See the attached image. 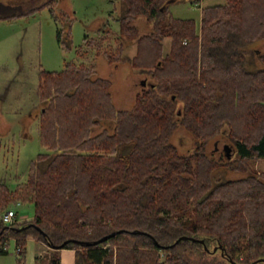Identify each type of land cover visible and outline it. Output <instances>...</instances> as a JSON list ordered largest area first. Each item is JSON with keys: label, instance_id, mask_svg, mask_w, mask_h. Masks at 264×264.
I'll list each match as a JSON object with an SVG mask.
<instances>
[{"label": "trees", "instance_id": "obj_1", "mask_svg": "<svg viewBox=\"0 0 264 264\" xmlns=\"http://www.w3.org/2000/svg\"><path fill=\"white\" fill-rule=\"evenodd\" d=\"M57 1L40 0L29 10L49 8L55 21L68 24L56 30L68 50L71 21L54 13ZM119 1L116 35L84 36L85 46L117 65L125 59L122 39L136 41L129 65L151 83L130 109H117L112 81L96 76L93 64L40 71L45 151L14 189L0 181V254L13 241L16 264H26L32 238L50 248L35 264H61L59 248L74 249L75 264H264V171L251 170V162L264 159V68L249 67L255 52L246 48L264 38V0L203 6L199 29L194 19L175 17L169 0ZM16 3H0V20L23 14L10 10ZM138 16L149 33H139ZM256 55L264 63V53ZM178 126L195 139L189 153L170 141ZM218 135L235 160L206 153ZM221 168L248 175L213 185ZM13 204H32L31 219L4 222Z\"/></svg>", "mask_w": 264, "mask_h": 264}, {"label": "rangeland", "instance_id": "obj_2", "mask_svg": "<svg viewBox=\"0 0 264 264\" xmlns=\"http://www.w3.org/2000/svg\"><path fill=\"white\" fill-rule=\"evenodd\" d=\"M10 0H0V3ZM16 8L10 10L17 14L23 13L10 21H0V181L14 189L27 178L28 169L37 154L45 148L39 141V113L42 104L39 99L38 85L41 70L60 71L66 62L75 64H93L96 76L112 81L111 94L117 109H130L134 104V96L143 85L151 83L145 79V74L130 67L128 58L136 53V41L122 39L125 45V59L117 65L109 64L103 55H97L93 48H87L84 36L97 35L110 31L113 36L119 29L118 18L124 11V5L119 0H58L53 7L55 14L65 12L70 19V37L72 47L64 49L56 40V30L68 26L65 22L55 21L49 8L36 11L29 10L40 0H16ZM172 14L178 18H192L197 29L200 26V8L203 6L222 4L224 0H201L191 4L190 0H169ZM14 4V5H16ZM34 7V6H32ZM11 11V12H12ZM134 24L140 34L149 33L151 25L143 16H138ZM82 46V52H76ZM164 52L170 47V39L163 41ZM255 55L250 56V68H264L256 57L264 53V38L247 47ZM109 130L112 126L102 124ZM102 127H95L93 134ZM226 131V127H224ZM223 132V131H222ZM223 134V133H222ZM170 141L175 144L180 153L192 151L195 139L184 127L178 126ZM231 147L225 135L211 139L206 146V153L214 158H226L224 146ZM233 150V148L231 147ZM237 153L230 158L235 160ZM251 170L264 171V159L251 162ZM248 173H240L226 168L215 171L212 175L213 185L223 180L241 179ZM12 209L18 220L31 219L32 204H13ZM16 220L15 222H19ZM37 243L32 238L26 241V264H35ZM17 251L11 241L8 253L0 254V264H16ZM40 262L45 260L42 256Z\"/></svg>", "mask_w": 264, "mask_h": 264}, {"label": "crops", "instance_id": "obj_3", "mask_svg": "<svg viewBox=\"0 0 264 264\" xmlns=\"http://www.w3.org/2000/svg\"><path fill=\"white\" fill-rule=\"evenodd\" d=\"M7 3L8 2L2 3V4H7ZM0 21H3V20H0ZM35 242L37 243V246H36L37 247V255H36L37 259L35 263H37L38 261H41V258H43L42 256H46V254H49L50 248L40 242H37V241ZM58 254H59L61 264H75V250L74 249L59 248Z\"/></svg>", "mask_w": 264, "mask_h": 264}, {"label": "built area", "instance_id": "obj_4", "mask_svg": "<svg viewBox=\"0 0 264 264\" xmlns=\"http://www.w3.org/2000/svg\"><path fill=\"white\" fill-rule=\"evenodd\" d=\"M1 219L6 222V223H12L15 222L16 220H18V218L16 217L15 212L12 209H8L6 212H4L1 215ZM20 220V219H19ZM18 220V221H19ZM16 250H19V246L16 247Z\"/></svg>", "mask_w": 264, "mask_h": 264}, {"label": "water", "instance_id": "obj_5", "mask_svg": "<svg viewBox=\"0 0 264 264\" xmlns=\"http://www.w3.org/2000/svg\"><path fill=\"white\" fill-rule=\"evenodd\" d=\"M143 85H145V80L142 81ZM224 151H225V155H226V158H230L232 156V154L234 153V150L231 149L230 146H228L227 144L224 146ZM24 227H21L20 229H23ZM182 238V237H181ZM181 238H179L177 241H179ZM104 238L98 240L95 242V244L99 243L100 241H102ZM75 241V240H74ZM201 242H203V240H200ZM216 249V248H214ZM233 264H236V263H233Z\"/></svg>", "mask_w": 264, "mask_h": 264}]
</instances>
